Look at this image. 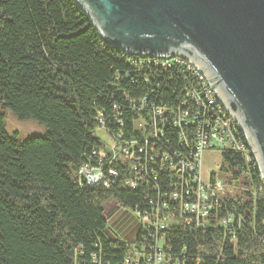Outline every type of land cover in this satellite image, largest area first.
<instances>
[{
    "label": "trees",
    "instance_id": "16d2710c",
    "mask_svg": "<svg viewBox=\"0 0 264 264\" xmlns=\"http://www.w3.org/2000/svg\"><path fill=\"white\" fill-rule=\"evenodd\" d=\"M189 82L197 88L186 67L109 44L74 0H0V109L46 129L18 140L5 131L0 110V264H121L129 244L109 235L108 219L119 207L147 205L145 190L123 185L129 165L107 150L98 128L138 142L153 105L166 108L169 119L178 108L195 110ZM171 125L156 135L161 159L184 150V128ZM239 135L243 149H221L218 170L235 187L223 197L232 221L162 231L180 264H264V183ZM100 151L106 156L99 161ZM144 163L151 172L161 161ZM88 165L104 171L108 186L80 181L79 169ZM161 167L165 182L170 168ZM107 201L117 206L110 216Z\"/></svg>",
    "mask_w": 264,
    "mask_h": 264
},
{
    "label": "water",
    "instance_id": "95a60500",
    "mask_svg": "<svg viewBox=\"0 0 264 264\" xmlns=\"http://www.w3.org/2000/svg\"><path fill=\"white\" fill-rule=\"evenodd\" d=\"M74 1L126 53L194 63L241 127L264 179V0Z\"/></svg>",
    "mask_w": 264,
    "mask_h": 264
},
{
    "label": "built area",
    "instance_id": "2783aa9c",
    "mask_svg": "<svg viewBox=\"0 0 264 264\" xmlns=\"http://www.w3.org/2000/svg\"><path fill=\"white\" fill-rule=\"evenodd\" d=\"M137 56L154 58L166 67L181 65L190 71L192 79H197V88L193 87L194 82H189L192 101L196 105L192 112L178 108L169 119L166 108L153 105L152 108L150 107V119L147 124L149 131L145 128L141 134L142 140L138 142L135 140L121 142L120 139L117 140L106 133L113 143L112 147H106L107 150L114 155L118 154L121 162L129 165V176L124 180L123 185L130 191L145 190L144 201L147 203L141 208L136 206L132 209L141 225V234L136 242L129 244L128 253L123 256L121 264H170L172 258L176 263L179 256L167 246L163 238V229L180 223L204 229L211 223L227 226L232 221V215L225 209L226 203L223 201V196L213 193L215 186L202 188L200 178L202 151L214 148L219 151L224 148L242 150L244 145L239 133L243 134L246 142L247 140L236 119L224 108L214 89L194 63L181 55L162 57L140 54ZM168 120L171 121V126L184 128V132L179 134L182 140L180 145H183L184 150L172 156L166 153L168 157L162 156L163 159H161L159 157L161 146L158 145L156 135L161 132V127L163 128ZM137 126L142 125L138 122ZM188 134L191 135L190 138L184 136ZM150 136L154 138L149 139L152 138ZM168 143L165 142L166 145ZM188 149L189 151L184 152ZM105 156V152L100 151L98 160ZM145 157L158 158L161 161L160 166L147 172ZM162 164H167L170 168L169 178L165 182L162 177L164 174ZM79 177L83 178V184L101 181L103 185L108 186V178L97 166H82L79 169ZM260 177L264 183L261 174ZM202 189L209 194H202ZM202 201H205L204 205ZM183 252L184 247L181 249V253ZM185 254L188 253L181 256L188 257ZM93 263L100 264L97 260ZM177 263H181L180 259Z\"/></svg>",
    "mask_w": 264,
    "mask_h": 264
},
{
    "label": "rangeland",
    "instance_id": "374dc122",
    "mask_svg": "<svg viewBox=\"0 0 264 264\" xmlns=\"http://www.w3.org/2000/svg\"><path fill=\"white\" fill-rule=\"evenodd\" d=\"M0 110L3 113L5 131L10 135H14L18 140H23L33 135H45V127L37 121L33 119H20L8 109ZM98 134L102 138L105 147H112V139L103 129L98 128ZM220 164L221 156L218 149L214 148L202 151L200 163L202 188H213L212 186H215L213 193L224 197L227 194H233L235 187L225 183L221 175L218 174ZM203 193L209 194V192L202 189ZM204 204L205 201H202V205ZM103 206L105 212L108 213L115 208L116 203L114 201H107ZM108 224L107 232L110 236L123 240L130 245L134 243L139 223L138 218L130 208L119 207L108 219Z\"/></svg>",
    "mask_w": 264,
    "mask_h": 264
}]
</instances>
